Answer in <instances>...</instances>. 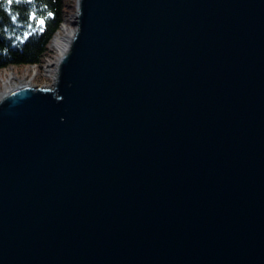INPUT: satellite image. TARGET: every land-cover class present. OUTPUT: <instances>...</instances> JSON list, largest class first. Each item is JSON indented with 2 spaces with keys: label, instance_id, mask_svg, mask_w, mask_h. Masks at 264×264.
I'll return each instance as SVG.
<instances>
[{
  "label": "water",
  "instance_id": "water-1",
  "mask_svg": "<svg viewBox=\"0 0 264 264\" xmlns=\"http://www.w3.org/2000/svg\"><path fill=\"white\" fill-rule=\"evenodd\" d=\"M51 87L0 97V264H264V0H77Z\"/></svg>",
  "mask_w": 264,
  "mask_h": 264
},
{
  "label": "trees",
  "instance_id": "trees-1",
  "mask_svg": "<svg viewBox=\"0 0 264 264\" xmlns=\"http://www.w3.org/2000/svg\"><path fill=\"white\" fill-rule=\"evenodd\" d=\"M67 3V0H31V3L13 0L9 5L0 0V70L39 66L49 54V45L63 22ZM33 13L45 19L42 32L30 20Z\"/></svg>",
  "mask_w": 264,
  "mask_h": 264
},
{
  "label": "rangeland",
  "instance_id": "rangeland-1",
  "mask_svg": "<svg viewBox=\"0 0 264 264\" xmlns=\"http://www.w3.org/2000/svg\"><path fill=\"white\" fill-rule=\"evenodd\" d=\"M67 8L64 10L63 22L59 30L54 35L50 45H49V54L44 59V61L39 66H28V67H6L0 70V93L4 92L6 88L12 86L13 84L20 85L24 84L27 81L30 85L36 87H51L54 83L52 78V70L56 68L55 62L60 57V49L55 48L56 38L62 37L65 38L66 34L75 29V26L72 24L73 15L76 11L77 0H67ZM63 26L66 28L64 29ZM49 65V68L46 66ZM50 69L51 73H46V70Z\"/></svg>",
  "mask_w": 264,
  "mask_h": 264
},
{
  "label": "bare ground",
  "instance_id": "bare-ground-1",
  "mask_svg": "<svg viewBox=\"0 0 264 264\" xmlns=\"http://www.w3.org/2000/svg\"><path fill=\"white\" fill-rule=\"evenodd\" d=\"M63 28L66 29L64 26H63ZM72 33H73V30L69 31V32L66 34L65 38L58 37V38L55 39V41H53V43H54L55 46H56L55 48H59V49H60V53H63L62 50H63L64 47H65L66 39H68L69 37H71ZM57 62H58V60H57ZM57 62H55L54 65H57ZM48 66H49V65H47L46 68H49ZM48 72H49V74H50V73H51V70H50V69H47V70H46V73L48 74ZM52 73H53V75H52L53 77H52V78L54 79V78L56 77V68H55L54 70H52ZM21 85H27V86L29 85V86H30V84H29L28 81H27L26 83H24V84H20V85L13 84L12 86H9L8 88H6L4 92L0 93V97H1L3 94H5L6 92L12 90L13 88L18 87V86H21Z\"/></svg>",
  "mask_w": 264,
  "mask_h": 264
},
{
  "label": "snow or ice",
  "instance_id": "snow-or-ice-1",
  "mask_svg": "<svg viewBox=\"0 0 264 264\" xmlns=\"http://www.w3.org/2000/svg\"><path fill=\"white\" fill-rule=\"evenodd\" d=\"M7 4L11 5L13 3V0H6ZM16 3H20L21 0H15ZM29 3H31V0H28ZM49 15H51V13H49ZM31 21H35V28L39 31H43L44 30V26H45V19L43 18H37L36 14L33 13L30 17ZM33 25L30 23L29 24V28H32ZM28 34H26L27 36Z\"/></svg>",
  "mask_w": 264,
  "mask_h": 264
}]
</instances>
